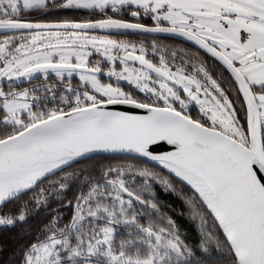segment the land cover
<instances>
[{
  "label": "snow or ice",
  "instance_id": "snow-or-ice-1",
  "mask_svg": "<svg viewBox=\"0 0 264 264\" xmlns=\"http://www.w3.org/2000/svg\"><path fill=\"white\" fill-rule=\"evenodd\" d=\"M0 228V264H264V0H0Z\"/></svg>",
  "mask_w": 264,
  "mask_h": 264
},
{
  "label": "trees",
  "instance_id": "trees-1",
  "mask_svg": "<svg viewBox=\"0 0 264 264\" xmlns=\"http://www.w3.org/2000/svg\"><path fill=\"white\" fill-rule=\"evenodd\" d=\"M161 198L165 199V200H168V201H170L173 204H177L178 203V201H176L174 197L167 196V195H165L163 193H161ZM181 223H183V222L181 221ZM11 236H12L11 232L6 231L3 228H0V244H5V243L11 244Z\"/></svg>",
  "mask_w": 264,
  "mask_h": 264
},
{
  "label": "flooded vegetation",
  "instance_id": "flooded-vegetation-1",
  "mask_svg": "<svg viewBox=\"0 0 264 264\" xmlns=\"http://www.w3.org/2000/svg\"><path fill=\"white\" fill-rule=\"evenodd\" d=\"M61 14H63V13H61Z\"/></svg>",
  "mask_w": 264,
  "mask_h": 264
}]
</instances>
